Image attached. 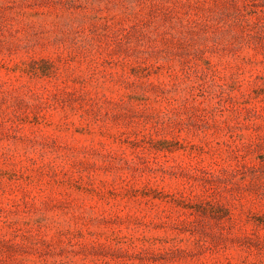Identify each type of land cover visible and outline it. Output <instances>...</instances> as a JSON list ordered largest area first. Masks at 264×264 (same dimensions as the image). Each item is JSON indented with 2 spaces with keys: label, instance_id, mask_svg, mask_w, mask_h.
<instances>
[{
  "label": "rangeland",
  "instance_id": "374dc122",
  "mask_svg": "<svg viewBox=\"0 0 264 264\" xmlns=\"http://www.w3.org/2000/svg\"><path fill=\"white\" fill-rule=\"evenodd\" d=\"M0 264H264V0H0Z\"/></svg>",
  "mask_w": 264,
  "mask_h": 264
}]
</instances>
